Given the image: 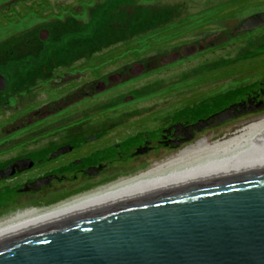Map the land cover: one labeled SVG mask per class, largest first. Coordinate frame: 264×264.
Segmentation results:
<instances>
[{
    "label": "flooded vegetation",
    "instance_id": "1",
    "mask_svg": "<svg viewBox=\"0 0 264 264\" xmlns=\"http://www.w3.org/2000/svg\"><path fill=\"white\" fill-rule=\"evenodd\" d=\"M108 1L112 0H0V70L37 71L28 76L0 71V222L129 179L143 172L141 163L166 161L196 143L203 132L186 131L199 120L186 114L152 131L141 130L136 125L140 110L121 108L133 103L135 95L119 94L113 100L122 84L134 90L138 77L129 73L133 65L144 70L151 65L140 61L132 46L120 44L102 52L84 46L81 50L87 54L81 60L54 61L55 51L62 50L55 44L59 36H66L62 48L70 55L73 38L91 32L84 22L82 29H74L76 22L59 20L93 21L90 11L103 7L106 12ZM241 22L232 27L231 35ZM60 27L67 28L59 35ZM223 35L207 34V46L214 47ZM202 45L194 55L179 58L191 59L205 49ZM103 53V59L95 61ZM108 66L113 71L103 72ZM106 94L111 96L108 104L98 100ZM261 94L264 84L257 95ZM42 181L44 185H37Z\"/></svg>",
    "mask_w": 264,
    "mask_h": 264
},
{
    "label": "water",
    "instance_id": "2",
    "mask_svg": "<svg viewBox=\"0 0 264 264\" xmlns=\"http://www.w3.org/2000/svg\"><path fill=\"white\" fill-rule=\"evenodd\" d=\"M263 25L264 12L257 13L232 35ZM202 48L182 47L159 64ZM143 71L136 64L129 73ZM263 109L264 102L247 100L186 131L201 132ZM0 264H264V134L2 236Z\"/></svg>",
    "mask_w": 264,
    "mask_h": 264
},
{
    "label": "rangeland",
    "instance_id": "3",
    "mask_svg": "<svg viewBox=\"0 0 264 264\" xmlns=\"http://www.w3.org/2000/svg\"><path fill=\"white\" fill-rule=\"evenodd\" d=\"M73 5L75 12H78V6L75 3ZM101 8L90 11L89 17L92 16L93 21L85 22L84 18L76 21L59 20L60 23L76 22L77 25L73 23L74 29H82L84 22L85 25L88 24L86 28L91 32L88 37L73 38L71 49L74 52L70 50V55L66 54L67 49L62 48V44L67 43L66 36H59L55 44L62 50L55 51L58 54L55 53L54 61H66L67 58L73 61L81 60L87 54L81 50L84 46L96 52L120 44L135 48L139 60L151 61V65H147L146 70L137 75L132 92L127 91L122 84L113 100H118L116 96L119 94L135 95L133 103L122 105L121 108L140 110L142 117L136 125L141 127V130L152 131L166 124L169 118L185 113L200 120L207 118V113L214 114L249 99L252 102H264V94L254 95L263 88L264 74L250 70L251 67L260 66V60H249L264 53V25L235 36H232L230 31L233 26L249 16L264 12V0H112L111 3H106V12ZM67 27L58 28L59 35L61 29ZM197 32H203V35ZM216 32L223 33V38L210 48L205 42L206 35ZM208 39L211 40V36ZM198 41L205 45V49L191 59L185 61L178 58L166 65L158 64L166 53L175 52L186 44H198ZM106 54L98 56L95 61L102 60ZM111 54L115 55V52ZM1 70L8 72L10 76H28L30 71H36ZM111 71L113 68L110 66L103 70ZM110 97L106 94L98 100L108 104ZM237 101L238 103H234ZM249 114L251 115L240 116L238 119L204 130L198 135L196 142L203 139L207 144H213L228 138L248 123L263 118L264 109ZM162 162L164 161H147L138 167L145 166L142 172L145 173ZM53 206L56 204L45 209Z\"/></svg>",
    "mask_w": 264,
    "mask_h": 264
},
{
    "label": "bare ground",
    "instance_id": "4",
    "mask_svg": "<svg viewBox=\"0 0 264 264\" xmlns=\"http://www.w3.org/2000/svg\"><path fill=\"white\" fill-rule=\"evenodd\" d=\"M261 134H264V117L259 118L251 123H248L247 126L243 127L241 130H239L232 136L219 140L218 142H215L213 144H207V142L203 139L198 140L194 145L184 148L183 150L179 151L176 155H173L170 159L162 162L159 165H156L145 173H141L139 175L137 174L134 178L115 182L106 187L84 194L83 196H79L74 199H69L51 208L42 209L38 211H28L4 219L0 222V237L6 236L15 230H19L28 225L36 223L42 218L51 217L52 215L60 213L77 204L91 201L108 193L114 192L131 184L139 182L160 171L170 169L174 166H177L179 164H182L184 162H187L219 148L225 147L227 146V144L252 138Z\"/></svg>",
    "mask_w": 264,
    "mask_h": 264
},
{
    "label": "trees",
    "instance_id": "5",
    "mask_svg": "<svg viewBox=\"0 0 264 264\" xmlns=\"http://www.w3.org/2000/svg\"><path fill=\"white\" fill-rule=\"evenodd\" d=\"M242 2H245V0H241ZM257 59H259L260 60V66H254V67H251L250 68V70L251 71H260V72H262L263 74H264V53H261V54H259L258 56H256V57H254V58H250L249 60L250 61H254V60H257ZM235 64V63H234ZM234 64H231V65H234ZM0 71H2V70H0ZM258 94V91H256V93L254 94V95H257ZM186 114V117H189V116H191V115H189V114H187V113H185ZM210 113H207V115H209ZM188 115V116H187ZM204 115V114H203Z\"/></svg>",
    "mask_w": 264,
    "mask_h": 264
}]
</instances>
